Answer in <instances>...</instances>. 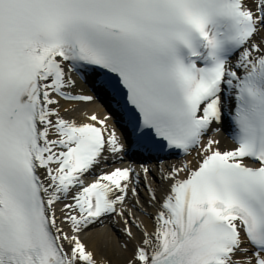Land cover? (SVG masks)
I'll use <instances>...</instances> for the list:
<instances>
[{
	"label": "snow or ice",
	"instance_id": "1",
	"mask_svg": "<svg viewBox=\"0 0 264 264\" xmlns=\"http://www.w3.org/2000/svg\"><path fill=\"white\" fill-rule=\"evenodd\" d=\"M0 264H264V0H0Z\"/></svg>",
	"mask_w": 264,
	"mask_h": 264
},
{
	"label": "bare ground",
	"instance_id": "2",
	"mask_svg": "<svg viewBox=\"0 0 264 264\" xmlns=\"http://www.w3.org/2000/svg\"><path fill=\"white\" fill-rule=\"evenodd\" d=\"M83 94L88 95V93L84 91V87H83ZM73 104L77 109L76 112L68 113L66 114V116L68 117L74 116L80 122L84 121L85 115H90L93 112L97 113L100 116H103L105 114L103 110L99 106H97L96 102L93 104H88L86 102H73ZM65 106L66 107L69 106L67 102H65ZM231 133H232V129L229 126L225 125V126H222L221 131L216 134V138H218L221 141V144H220L221 149L227 150V149H231L232 147H234V143L231 139ZM185 159L190 160L191 157L189 156L187 158L182 157V158H177V159L173 158L169 160L168 163L164 165V167L168 168L171 165H179ZM115 166L120 167V166H125V165L116 164ZM152 167L154 171L157 168L155 166H152ZM141 192L143 194V186L141 187ZM147 211L154 212V209L148 208ZM136 215L139 221H142L149 228L152 227V221L149 219L148 216L142 214L140 211H137ZM119 227L120 225H117V228ZM104 235L107 236L109 248H116L119 242L123 239L122 234L114 230L111 227V225L93 229L91 230V233H90V236L93 239L97 238L98 236H104ZM97 258L101 260L103 259L99 251H97Z\"/></svg>",
	"mask_w": 264,
	"mask_h": 264
}]
</instances>
